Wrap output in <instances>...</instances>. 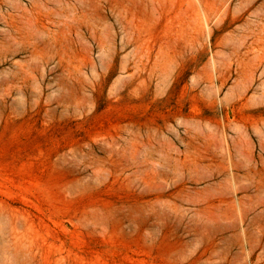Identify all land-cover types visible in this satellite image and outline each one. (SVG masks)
I'll return each instance as SVG.
<instances>
[{
	"label": "rangeland",
	"instance_id": "rangeland-1",
	"mask_svg": "<svg viewBox=\"0 0 264 264\" xmlns=\"http://www.w3.org/2000/svg\"><path fill=\"white\" fill-rule=\"evenodd\" d=\"M0 264H264V0H0Z\"/></svg>",
	"mask_w": 264,
	"mask_h": 264
}]
</instances>
